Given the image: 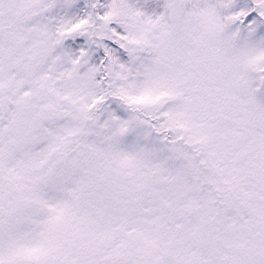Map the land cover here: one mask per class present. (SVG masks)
Listing matches in <instances>:
<instances>
[{
  "label": "rangeland",
  "instance_id": "1",
  "mask_svg": "<svg viewBox=\"0 0 264 264\" xmlns=\"http://www.w3.org/2000/svg\"><path fill=\"white\" fill-rule=\"evenodd\" d=\"M2 72L0 264H264V0H0Z\"/></svg>",
  "mask_w": 264,
  "mask_h": 264
},
{
  "label": "flooded vegetation",
  "instance_id": "2",
  "mask_svg": "<svg viewBox=\"0 0 264 264\" xmlns=\"http://www.w3.org/2000/svg\"><path fill=\"white\" fill-rule=\"evenodd\" d=\"M42 96L45 97V100H46V98H47L48 95H47V94H42ZM51 97H52V96H51ZM52 98H53V97H52ZM30 107H31V105L28 106L29 109H30ZM41 109L44 110V111H42V114H43V112L46 113V114H50V113H52L53 111H56V109H54V107H53L52 104L49 105V106H46V107L42 106ZM30 114H31V112H30ZM52 115H55V114H52ZM19 264H31V263H19Z\"/></svg>",
  "mask_w": 264,
  "mask_h": 264
},
{
  "label": "trees",
  "instance_id": "3",
  "mask_svg": "<svg viewBox=\"0 0 264 264\" xmlns=\"http://www.w3.org/2000/svg\"><path fill=\"white\" fill-rule=\"evenodd\" d=\"M23 48H24V47H23ZM72 49H73L74 51H76V52H81V51H82L81 48L78 47V46H76V47L72 46ZM85 49H87V48L85 47ZM18 54H20V52H18ZM93 113H94V115H95V114H97V113H99V112H98V110H93Z\"/></svg>",
  "mask_w": 264,
  "mask_h": 264
}]
</instances>
